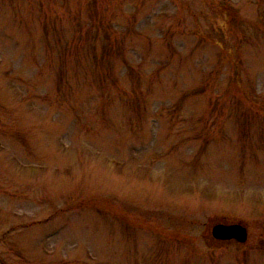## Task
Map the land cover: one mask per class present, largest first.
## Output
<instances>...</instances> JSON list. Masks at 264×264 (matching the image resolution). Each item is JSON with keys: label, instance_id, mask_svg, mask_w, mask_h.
I'll return each mask as SVG.
<instances>
[{"label": "rangeland", "instance_id": "rangeland-1", "mask_svg": "<svg viewBox=\"0 0 264 264\" xmlns=\"http://www.w3.org/2000/svg\"><path fill=\"white\" fill-rule=\"evenodd\" d=\"M0 264H264V0H0Z\"/></svg>", "mask_w": 264, "mask_h": 264}, {"label": "water", "instance_id": "water-1", "mask_svg": "<svg viewBox=\"0 0 264 264\" xmlns=\"http://www.w3.org/2000/svg\"><path fill=\"white\" fill-rule=\"evenodd\" d=\"M213 236L222 241L235 240L239 243L246 242L247 229L241 224L217 225L213 228Z\"/></svg>", "mask_w": 264, "mask_h": 264}]
</instances>
